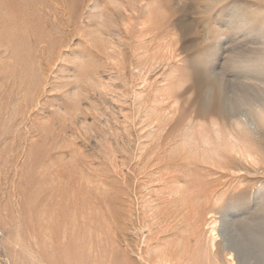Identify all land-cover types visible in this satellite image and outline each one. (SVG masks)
<instances>
[{"label":"rangeland","instance_id":"374dc122","mask_svg":"<svg viewBox=\"0 0 264 264\" xmlns=\"http://www.w3.org/2000/svg\"><path fill=\"white\" fill-rule=\"evenodd\" d=\"M261 110L264 0H0V264H264Z\"/></svg>","mask_w":264,"mask_h":264},{"label":"bare ground","instance_id":"6f19581e","mask_svg":"<svg viewBox=\"0 0 264 264\" xmlns=\"http://www.w3.org/2000/svg\"><path fill=\"white\" fill-rule=\"evenodd\" d=\"M261 111L263 112L264 110H261ZM262 112H261V113H262ZM261 113H259V114L261 115ZM261 116H264V115L262 114ZM263 119H264V118H263ZM212 230H213V229H212ZM215 231H216V230H215ZM212 234H213V233H212ZM216 234H218V232H217ZM220 234H221V233H220ZM214 235H215V234H214ZM214 235H213V236H214ZM214 237H215V236H214ZM216 237H217V235H216ZM216 237H215V238H213V239H215V240H216ZM215 245H216V244H215ZM213 246H214V245H213ZM230 251H231V250H230ZM227 253H228V252H227ZM231 256H232V254H231ZM230 259H231V258H230Z\"/></svg>","mask_w":264,"mask_h":264}]
</instances>
